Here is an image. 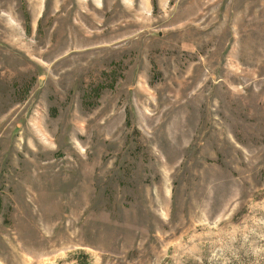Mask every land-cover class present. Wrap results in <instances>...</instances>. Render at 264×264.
Wrapping results in <instances>:
<instances>
[{
	"label": "rangeland",
	"instance_id": "rangeland-1",
	"mask_svg": "<svg viewBox=\"0 0 264 264\" xmlns=\"http://www.w3.org/2000/svg\"><path fill=\"white\" fill-rule=\"evenodd\" d=\"M0 264H264V0H0Z\"/></svg>",
	"mask_w": 264,
	"mask_h": 264
}]
</instances>
